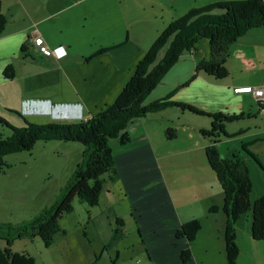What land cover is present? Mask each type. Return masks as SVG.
<instances>
[{
    "label": "rangeland",
    "instance_id": "1",
    "mask_svg": "<svg viewBox=\"0 0 264 264\" xmlns=\"http://www.w3.org/2000/svg\"><path fill=\"white\" fill-rule=\"evenodd\" d=\"M220 1L229 0L77 2L71 14L84 9V17L88 19H78L73 32L85 41L81 48L84 50L103 44L104 48L110 49L112 47L108 46H112L109 44L114 41L118 42L117 47L123 46L108 50L105 58L119 69L115 77L112 72L109 73L110 79L114 77L112 85L117 82L119 87L122 84L124 87L134 74L136 65L171 22L183 18L192 10ZM97 2L102 5L95 7ZM60 23L64 27L62 21ZM106 24L108 31L105 34L102 32ZM8 25L6 21L1 33ZM195 47L193 56L182 54L143 100V106L169 96L179 84L187 82L198 61L208 57L206 39L199 40ZM230 49L234 50L230 51L224 65L228 73L225 79L213 80L203 73L199 74L216 83V86H223L237 78H264V30H247ZM164 50L155 56L151 67L159 62ZM99 86L94 84L95 88ZM42 117L29 110L20 115L5 114L2 118L12 127L19 128L25 123L46 124ZM54 122L67 124L72 121ZM134 122L127 133L128 142L123 144L124 148L119 149L116 145L118 141L112 140L116 175L111 172L102 175L104 182L97 206L89 207L74 198L72 212L59 221L64 235H57L48 247L38 237L16 240L10 249L13 254L27 256L33 264H122L128 256L132 257L131 264H156L148 262L146 256L151 253V258H169L172 249L159 248V245L167 244L171 238L187 242L184 236L177 237L176 232L188 226L189 232L196 228L186 248L196 264H227L223 193L206 163L204 148L209 139L200 134L202 130H209L211 120L188 110L169 107L148 113ZM237 124L228 123L230 126L227 129ZM10 134V129L0 124V137L7 138ZM169 134L173 137H168ZM231 144L232 141L229 146ZM225 145L223 154H226ZM146 150L148 154H145ZM81 155L82 146L79 143L54 140L38 141L31 151L4 157V166L0 169V222L13 225L24 223L50 205L81 161ZM117 160H124V165ZM257 169L261 179L248 169L255 187L251 191L252 201L260 197L256 186L264 185V173L261 168ZM252 196L256 198L252 199ZM110 209L126 222L120 241L115 240L110 231L113 223H108L106 219ZM250 220L248 212L235 226L238 254L234 264H264V240L251 238ZM4 245L0 240V250ZM117 249L120 253L118 259Z\"/></svg>",
    "mask_w": 264,
    "mask_h": 264
},
{
    "label": "trees",
    "instance_id": "2",
    "mask_svg": "<svg viewBox=\"0 0 264 264\" xmlns=\"http://www.w3.org/2000/svg\"><path fill=\"white\" fill-rule=\"evenodd\" d=\"M6 23L0 14V35ZM253 28L264 30V1L229 0L220 1L198 10L190 11L183 18L173 21L164 30L145 56L136 65L134 74L123 87L116 99L100 112L85 121L67 124H29L12 127L0 116V124L10 129L7 138L0 137V169L4 166V157L24 151H31L38 141H61L79 143L82 146L81 161L75 166L66 183L60 189L58 197L44 207L33 219L21 224L0 222V240L4 242L0 250V264H33L27 256L13 254L12 244L16 240H33L38 237L48 247L57 235H64L60 219L72 212V201L77 198L89 207L97 206L104 180V173L116 175V166L111 143L116 139L120 144L128 142L126 129L133 121L148 113L165 108L188 110L211 120L209 130L200 134L209 139L204 148L206 163L215 175L223 193V213L226 218L224 229L225 257L227 264H234L237 257L235 245V226L239 219L250 212L251 238L264 240V195L251 200L252 183L244 160L236 155L222 158L218 143L228 138L225 123L241 119V115L206 113L190 105L170 101V96L143 106V100L154 90L165 74L178 62L184 53L196 51L195 45L201 39L208 44V57L200 59L195 74L203 73L213 80L227 77L224 67L230 47L243 34ZM164 53L159 62L151 67L153 60L162 49ZM106 49L97 52L100 54ZM5 79L13 77L11 66L3 70ZM250 94V93H241ZM251 95V94H250ZM173 137L169 134L168 137ZM254 159L252 154H249ZM255 160V159H254ZM189 227H181L176 236H184L187 242L194 237ZM182 262L190 260L188 251L180 252Z\"/></svg>",
    "mask_w": 264,
    "mask_h": 264
},
{
    "label": "crops",
    "instance_id": "3",
    "mask_svg": "<svg viewBox=\"0 0 264 264\" xmlns=\"http://www.w3.org/2000/svg\"><path fill=\"white\" fill-rule=\"evenodd\" d=\"M77 2L85 3L87 0H0V14L9 24L0 35V115L3 118L5 114L20 115L21 112L27 113L30 110L33 114L44 116L42 118L46 123L84 121L100 112L107 104H111L120 93L123 84L120 87L117 82L112 85L119 69L105 58V54L110 49L123 46L117 47L118 42L114 41L109 44L112 45L108 46L112 47L110 49L104 48V44L92 50L81 49L85 41L76 36L79 34L74 35L73 31L78 19L87 21L88 18L84 17V9L71 14ZM100 5L101 2L95 3V7ZM103 30L102 33L106 34L108 24ZM34 36H38L40 42L49 48L65 47L66 57L56 61L42 56L33 43ZM101 49L106 51L97 54ZM233 50L230 49L231 52ZM194 53L189 55L193 56ZM7 66H11L13 70L10 80L3 76V70ZM110 72L114 76L111 79L108 77ZM94 84L100 86L95 88ZM215 84L201 74H195L194 68L187 82L179 84L169 95L170 101L187 104L206 113L241 115L240 120L234 121L238 124L229 130L227 126L230 125L225 123L224 128L229 137L224 138L226 145L222 141L223 138L220 139L218 149L222 157L236 154L244 160L251 173L253 171L254 175L258 178L260 176L261 179L262 175L257 168H261L264 173V105L258 103L250 94H235L232 90L242 86H262L264 78H237L227 81L223 86ZM97 108L98 110H95ZM131 129L132 124L126 129V133L129 134ZM116 145L119 149L125 146L119 142H116ZM224 145L226 154L222 153ZM147 152L146 150L145 154H148ZM249 154H252L255 160ZM117 162L124 165L125 161ZM251 183L254 190L252 180ZM256 189L260 196L264 195L263 184L257 185ZM255 198L252 196V199ZM107 214V222L113 223L110 231L115 240L120 241L126 222L124 223L113 209L108 210ZM165 247L172 249L169 258H151L150 253L146 256L148 262L196 264L194 259L186 262L180 259V252L187 248V242L171 238L167 240V244L159 245V248ZM119 256L117 249L116 258ZM127 258L124 263L131 264L132 257Z\"/></svg>",
    "mask_w": 264,
    "mask_h": 264
},
{
    "label": "built area",
    "instance_id": "4",
    "mask_svg": "<svg viewBox=\"0 0 264 264\" xmlns=\"http://www.w3.org/2000/svg\"><path fill=\"white\" fill-rule=\"evenodd\" d=\"M33 43L36 44L38 52L44 57H49L53 58L56 61H60L64 59L67 55V50L65 47L56 46L54 48H49L48 46L40 42V38L38 36L33 37ZM232 91L235 94L250 93L258 103L264 105V84L259 87H235Z\"/></svg>",
    "mask_w": 264,
    "mask_h": 264
}]
</instances>
